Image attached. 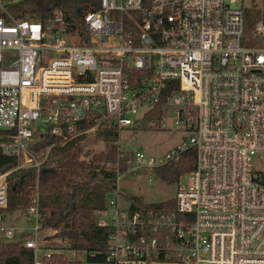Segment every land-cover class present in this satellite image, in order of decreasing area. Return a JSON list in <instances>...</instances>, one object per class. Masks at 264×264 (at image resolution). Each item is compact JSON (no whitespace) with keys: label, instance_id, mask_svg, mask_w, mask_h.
Returning a JSON list of instances; mask_svg holds the SVG:
<instances>
[{"label":"built area","instance_id":"2783aa9c","mask_svg":"<svg viewBox=\"0 0 264 264\" xmlns=\"http://www.w3.org/2000/svg\"><path fill=\"white\" fill-rule=\"evenodd\" d=\"M24 1L0 0V149L17 161L0 174V208L12 172L38 174L54 148L104 128L154 127L159 103L186 141L160 160L123 152L126 166L195 152L173 209L121 205L119 174L95 212L105 250L81 259L41 246L36 194L32 264H264V0H97L76 16L54 0L35 19L19 18Z\"/></svg>","mask_w":264,"mask_h":264},{"label":"trees","instance_id":"16d2710c","mask_svg":"<svg viewBox=\"0 0 264 264\" xmlns=\"http://www.w3.org/2000/svg\"><path fill=\"white\" fill-rule=\"evenodd\" d=\"M97 0H56L57 4L76 16L89 2ZM54 0H27L19 18H34L37 8L43 9ZM246 36L252 33V24L246 27ZM160 103L146 115L149 120H161ZM105 144V152L91 156L84 151L79 138L64 147L54 148L50 159L39 170H17L6 177L7 204L0 208V222L4 216L26 210L38 195L39 221L42 229L51 228L57 233L56 238L66 240L67 246L58 250L78 252L104 251L108 229L96 225L95 212L104 209L106 197L114 188L117 177L126 170V159L121 158L118 144L119 131L115 128H104L98 132ZM3 133L0 132V140ZM15 157L5 156L0 149V174L16 167ZM195 167V152L187 149L165 165L156 167L153 173L167 184H174ZM134 208H167L173 209L172 200L156 205H143L132 199ZM29 234L19 236L17 241L0 239V264H32V253L25 249L23 240ZM61 263L66 261L63 254L57 255Z\"/></svg>","mask_w":264,"mask_h":264},{"label":"rangeland","instance_id":"374dc122","mask_svg":"<svg viewBox=\"0 0 264 264\" xmlns=\"http://www.w3.org/2000/svg\"><path fill=\"white\" fill-rule=\"evenodd\" d=\"M250 1L245 0V3L248 4ZM174 109L175 107L173 106H163L161 121L156 123L154 127H146L147 121H142L135 128H123L119 131L118 144L120 152L140 153L146 158H153L155 160H160L170 155L188 137V133L184 128L174 124ZM99 138L98 132L84 136L81 144L83 145L84 151L90 153L86 158H83L84 160L89 161L94 154L97 155L105 152V144ZM255 168L264 171V163H256ZM153 170L144 167L132 172L133 170L128 165L126 166V170L122 173L123 175L118 182V189L122 199L121 205L132 201V199H137L143 205H156L170 201L174 199L178 186L184 184L188 179L182 176L178 182L169 185L159 179L153 173ZM33 227L34 223L28 221L27 217H25V210L16 211L11 216H4L3 221L0 222V228L14 230L17 237L23 234H30ZM21 232L23 233L21 234ZM56 233L57 231L51 228L42 229L40 221L38 222L37 237L44 249L50 248L60 251L68 260L75 258L73 253L78 254V259L83 258L80 253L84 252L58 250L62 247L65 248L67 242L61 238L54 237Z\"/></svg>","mask_w":264,"mask_h":264},{"label":"crops","instance_id":"0c3cea01","mask_svg":"<svg viewBox=\"0 0 264 264\" xmlns=\"http://www.w3.org/2000/svg\"><path fill=\"white\" fill-rule=\"evenodd\" d=\"M13 213H16V212H13ZM13 213H10V214H8V215H6V216H11ZM2 222V221H1ZM13 228V227H12ZM15 229V228H14ZM23 232H21V234H22ZM19 237V236H18ZM1 239V238H0Z\"/></svg>","mask_w":264,"mask_h":264}]
</instances>
